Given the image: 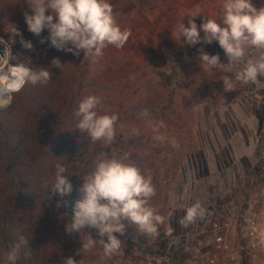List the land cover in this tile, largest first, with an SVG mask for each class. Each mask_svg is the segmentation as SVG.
Wrapping results in <instances>:
<instances>
[{
  "label": "rangeland",
  "instance_id": "1",
  "mask_svg": "<svg viewBox=\"0 0 264 264\" xmlns=\"http://www.w3.org/2000/svg\"><path fill=\"white\" fill-rule=\"evenodd\" d=\"M109 2L121 29L130 30L131 35L122 48L109 45L99 61L92 63L83 51L76 56L52 47L47 29L40 36L28 28L24 31V13L31 14L27 5L0 0V38L10 39L9 25L21 34L11 44L13 55L28 60L34 56L39 66L48 62L44 68L53 73L50 81L59 88L56 95L46 96L52 114L59 118L69 102L96 95L101 102L99 114L119 117L116 139L110 145L93 144L85 133L84 139L74 136L71 144L57 147L54 164L66 166L72 192L61 197L50 192L52 180H43L39 189L45 197L28 194L34 204L41 205L46 228L58 232L63 244L71 246V256L77 261L83 258L85 264H264V77H259L258 85L236 82L235 90L225 92L222 80L234 75L205 71L199 62L203 49L228 63L218 42L190 46L175 32L180 22L187 27L189 15L197 11L200 15L192 19L198 27L206 18L222 22L225 0ZM252 2L264 7L259 0ZM21 37L32 43V50L22 46ZM55 58L62 69L51 65ZM3 94L0 89V99ZM15 95L0 110L7 109ZM161 121L165 126L154 132ZM37 124H31L32 140ZM157 134L167 139L157 141ZM171 138L178 141V148L168 142ZM104 153L126 154L145 176H151L156 194L149 204L164 217L156 237H147L126 222V234L119 237L123 241L120 253L111 259H102L99 243L77 255L82 240L99 239L96 229L85 228L82 236L65 232L79 199L81 177ZM2 155L0 160L6 157ZM1 189L2 184L0 193ZM196 202L205 209L203 218L181 227L178 221ZM169 226L174 229L172 235L167 234Z\"/></svg>",
  "mask_w": 264,
  "mask_h": 264
},
{
  "label": "clouds",
  "instance_id": "2",
  "mask_svg": "<svg viewBox=\"0 0 264 264\" xmlns=\"http://www.w3.org/2000/svg\"><path fill=\"white\" fill-rule=\"evenodd\" d=\"M26 5L31 12L24 13L29 32L40 36L47 29L49 36L46 39L52 47L76 56L83 51L84 58L92 63L99 61L109 45L122 48L131 35L130 30L121 29L109 0H27ZM222 7V22L206 18L198 27L192 19L200 15L197 11L189 15L187 27L182 22L176 26V36L179 39L183 37L184 43L190 46L218 42L228 63H221L219 54L209 55L203 49L199 50V62L205 71L217 69L234 75V78L225 75L222 80L225 92L235 90L236 82L258 85L261 83L259 77H264V7H257L252 0H225ZM9 27L10 39L5 41L0 38V44L4 45L0 55V89L6 94L0 99V108L7 107L11 95L27 84H47L53 75L44 67H30L25 62L30 61L28 59L13 55L11 44L15 43L14 37L21 34L15 25ZM44 42L42 39L41 43ZM21 44L27 50L33 48L32 43L22 37ZM51 65L60 69L63 67L58 58L53 59ZM237 65L242 67L237 69ZM100 103V97L96 95L86 96L80 101L74 113L79 118L76 129L87 133L93 144L103 141L110 145L116 139L115 125L119 117L116 113L99 114ZM164 126L161 121L153 131L159 133ZM133 133L139 134V130L134 129ZM154 139L164 142L167 138L157 134ZM168 142L173 148L179 147L175 138ZM66 173L65 165H55V179L50 192L61 197L72 192L70 176ZM81 178L83 183L78 188L79 199L74 202L73 215L65 225V232L69 236L73 233L82 236L83 229H96L99 239L87 235L89 238L82 240V248L77 250V255L91 250L97 243L103 250L102 259L118 255L123 244L119 237L126 234V222L135 225L147 237L160 235L164 217L149 204L156 194L152 178L145 176L128 155L117 153L109 156L104 153L98 157L92 170ZM204 214L205 209L196 202L186 208L178 222L181 227L187 228L198 218H203ZM166 231L172 235L174 229L169 226ZM29 243L20 235L18 242L5 252L4 264H17L22 248L26 249L24 256L30 257ZM64 264L85 262L83 258L77 261L68 256L64 258Z\"/></svg>",
  "mask_w": 264,
  "mask_h": 264
},
{
  "label": "trees",
  "instance_id": "3",
  "mask_svg": "<svg viewBox=\"0 0 264 264\" xmlns=\"http://www.w3.org/2000/svg\"><path fill=\"white\" fill-rule=\"evenodd\" d=\"M16 1L17 4L27 3ZM259 2L264 4V0ZM22 23L21 27L26 31L27 24ZM35 60L33 56L27 63L34 69L48 63L39 66ZM52 84L51 81L27 84L16 93L7 109L0 110V150L2 156H6L0 160V184L3 185L0 193V264H4L5 252L18 242L20 235L29 240L31 256L25 257L26 249L22 248L17 264H64V258L73 253L71 246L63 244L58 232L46 228L41 205L34 204L28 196L30 193L41 199L46 195L39 189L41 181L50 183L52 180L54 183L52 166L55 165L57 147L63 143L71 144L74 136L85 138V133L76 129L79 118L74 115L83 98L69 102L65 113L57 118L51 113L50 100H46V96L56 95L59 90ZM32 123H38L39 127L34 140L30 134ZM28 228L32 230L28 231Z\"/></svg>",
  "mask_w": 264,
  "mask_h": 264
},
{
  "label": "water",
  "instance_id": "4",
  "mask_svg": "<svg viewBox=\"0 0 264 264\" xmlns=\"http://www.w3.org/2000/svg\"><path fill=\"white\" fill-rule=\"evenodd\" d=\"M4 45L0 44V54H3Z\"/></svg>",
  "mask_w": 264,
  "mask_h": 264
},
{
  "label": "built area",
  "instance_id": "5",
  "mask_svg": "<svg viewBox=\"0 0 264 264\" xmlns=\"http://www.w3.org/2000/svg\"><path fill=\"white\" fill-rule=\"evenodd\" d=\"M218 241L221 242V238H218Z\"/></svg>",
  "mask_w": 264,
  "mask_h": 264
}]
</instances>
